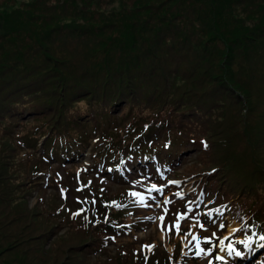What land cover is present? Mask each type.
<instances>
[{
	"label": "rangeland",
	"instance_id": "374dc122",
	"mask_svg": "<svg viewBox=\"0 0 264 264\" xmlns=\"http://www.w3.org/2000/svg\"><path fill=\"white\" fill-rule=\"evenodd\" d=\"M1 1L3 4L8 2L9 4L13 3L11 0ZM15 1L14 5H17L20 1L26 3L30 0ZM63 1L64 0H45V3L48 5H56L58 2L61 4ZM66 1L68 3L71 2V0ZM159 1L162 2L163 0H75L77 5H86L90 10H98V13L102 15L94 13V15L90 17L89 14H86L82 15L80 17L82 19H80L78 18L80 13L76 12V8L72 5L73 2L72 4H68L69 7L64 11H59L52 20L46 21L48 17H53V15L50 16L53 14L50 11H44L39 14L32 23L33 26L37 27V34H33L32 32L30 34L28 30L19 36L14 35L9 37L8 40L4 39L7 40V42L4 43L0 50V66H5L3 67L5 69L8 66H15L11 73L18 77V79L17 77L13 79H17V81H8L9 88L12 90L10 94L15 96L21 91L26 93L23 90L27 88L26 86L30 78H22L24 66L28 67L27 65H29L30 67H34L40 64L51 66L49 63L54 62L59 63V65L50 68L54 70L53 75L55 77L61 78L63 85L60 88L53 82L50 83L45 80L52 86L47 95L51 96L50 94L52 92L70 94L71 97L75 99L70 106L71 112H79L80 114L88 111V108L84 105L85 101L94 102L96 98L100 97V94L105 88L107 91V87L98 88L101 82L97 84L91 83V80H100V73L98 72L97 66L106 61L112 65L115 63L118 64L113 66V73H115V70H119L121 75L130 77L135 80L134 83H140L142 85L143 90L137 93L138 96H140V99L137 101L138 105H152L158 101V98H156V100L154 99V94L147 93L148 90L146 87L149 84H158L164 89L163 91H166L167 88H174V85H176L175 87L177 88L180 87V85L182 87L192 85L194 89L193 94L190 96L199 99L200 103L197 102L199 106L197 108L181 107L192 122L189 131L191 133L205 132L212 140V148L214 147V149H211V152L213 151L215 153V149L218 151L214 155L215 162H210L212 154H207L208 156H206V154L195 156L192 152L186 154V151H181L179 157H184L185 159L173 162L172 166L175 167V170L179 167L188 170H194L199 167L202 174L213 166L221 165L222 168H219L220 170H217L215 173L219 172V175L224 174L226 178L224 179L225 183L230 184V186L233 182L236 184L244 183L239 174L253 176L254 174L264 172V90H255L253 92L256 93L253 95L248 91L249 87L253 84L250 79L253 74L249 76L248 74L252 70L255 61L262 64L260 59L264 55V49L261 45V43L264 42V30L261 29V27L264 26V16L262 17V24H258L256 27L259 28V31L256 32L259 37H255V29L251 27L250 30L241 29L232 31L225 37L226 40L222 41L220 37L214 35L213 25L210 24L201 28L203 20L201 22L191 21L189 22L191 26L183 27L173 19L170 12L172 9L166 10L167 4L148 5L149 3L155 4ZM121 8H126L127 11L132 14L128 16L127 21L122 23L115 18H111V20L120 23V29H118V31L107 28L105 26L104 13H106V16H109L110 14H107V12H114V10ZM35 9L38 13L40 12L39 8ZM174 12H176V10H174ZM42 15H45V17H42ZM189 18L184 22L187 23ZM82 20L83 25L92 26L94 30H89L88 34L80 36L79 34L52 33L54 31V26L58 23L65 24V22L70 21H72V23H81ZM206 20H208V18H206ZM44 23L46 26H44ZM235 24L233 23L232 25ZM179 26L181 27L180 30H176L175 32L172 31L173 28L176 29ZM97 27L99 29H97ZM126 27L128 30L126 39H131L130 37L136 38L135 35H138L140 41L139 46H149L150 52L144 54V57L151 58V60L157 64L155 69L148 70L145 59L144 62H140V60L134 61L135 58H138L134 52L126 55H115L114 53L108 52V50H110L107 45L109 43V38H112L114 42L121 41L116 37L122 34L119 30L123 31V28ZM189 27L193 28V38H196L195 40L200 45H207L208 39L214 44L226 43L227 48L225 50L224 47V53H230L227 57L230 56V58L235 62L237 61L236 63L238 64H225L223 62L225 56L223 55L220 56L218 60L221 64L225 65L223 68L228 71V74H235L238 79V82H236L245 87L243 92L236 90L234 82H220L217 81L216 76H208V80L212 86L210 91L208 90L207 84L202 78L204 67L203 64L200 63V56L203 57L204 51L203 48L198 46L195 42H190V40L187 42L186 39L189 36ZM47 28L51 30V33H44V30ZM64 29L67 28H63V30ZM220 31L223 32L222 26H220ZM27 32L29 34L28 36L26 34ZM99 39L102 47L101 51L98 50L95 44ZM2 40L3 39H0V41ZM213 43L210 42L208 45L212 46ZM228 43H230L229 46ZM215 49H217L216 46ZM134 51L142 52L140 48H135ZM54 57L57 58V60H55ZM123 62L131 63L134 65V69L129 66L128 70L126 64ZM205 63L208 65V62ZM248 63L250 64L247 65ZM40 68L42 67L38 69ZM136 69L138 73H135ZM41 71L45 70L42 69ZM109 71L110 69L108 72ZM61 73L64 77L60 76ZM220 73L224 72L220 71ZM147 76L152 77V80L146 81ZM247 76L251 83L246 79ZM243 79H246V81H241ZM82 82H84V85H82ZM6 84H0V97L4 92L7 93L1 89V86ZM16 84L20 87L16 88ZM101 86L103 85L101 84ZM258 86L264 88V82ZM199 94H202V96ZM242 98L246 100L252 98L257 99V101L254 104L246 103L247 107H245V105L242 104ZM31 100L35 99L33 95L28 94V96L24 97L15 108L20 109L24 102L30 104ZM40 106L45 114L42 115V117H32L29 121L21 120L23 118L14 119L12 117H0V198L9 194L10 208L17 211L8 213L7 209L2 211V208H0V225L4 222H8L7 217L10 216V214L15 215L10 225L5 228L4 234L0 236V242L1 245H5L12 240H14V243L19 242L18 246L15 248L12 247L11 251L7 249L6 246H0V264H63V251L65 248H67V256L77 259L79 264H94L95 260L97 258H102V256L89 255L84 245H82L84 239L78 234L70 232L68 228L62 227L63 224L77 227V219L70 216L72 212L69 210L67 214H63V216L58 215L57 218H53L49 216L43 205L47 203L49 195L55 192L54 188H56L57 185L63 184L68 189L74 186L75 178L78 173L85 175L86 178L92 176L97 177V173H95L93 169L90 168L87 170L86 164L92 163L89 158L90 156L87 157L89 155L87 147L82 155H86L82 160L85 165L81 162V167L79 169L73 168L75 165L79 164L77 159H74L75 165L60 164L57 166V172L61 176L52 180V185L54 187L52 190L43 188L41 186L42 178H34L37 174H31V169L25 172L28 160L32 158L34 152L23 146L22 140L25 138L26 134L31 133L34 135L39 129H33V122L37 121L42 124V121H46L50 114L46 117L45 115L51 111L48 104L42 103ZM28 118L29 116L26 117V119ZM15 130H18L17 132L19 135L16 134L13 141H15L16 144H18L19 141L22 143L18 151L14 146H11L10 143L11 133L15 132ZM253 139L257 140V143H255ZM41 141L42 140L39 139L36 142L37 144L34 149L36 152H39ZM91 152L90 155L92 154ZM26 154H28V156ZM32 161H36L35 158H33ZM234 162L238 164L242 163V170L240 173L231 168ZM4 163H6L7 166L3 165ZM54 165L55 163L52 162L51 166ZM61 166H66L65 169H72H61ZM3 173L9 177L8 180L4 178ZM22 173H27L25 178L22 177ZM101 181L103 184H109L107 180L101 179ZM34 182H38L37 190H33L34 187L32 185L27 186V184ZM169 182L170 181H164L163 184L157 186L159 189L158 193L161 195L162 199H166L169 193L173 191L174 183ZM134 187L141 188L139 185H134ZM231 188L232 190L237 189L235 187ZM189 189L190 188L186 187L182 194H185ZM143 190L145 194H141L138 198L140 206L137 211L138 215L141 217V228L146 231L143 232L141 230L139 232L140 235L146 234L142 239L147 242L152 241L155 245L164 246L168 250H170L172 242H177L179 244L177 252L178 258L184 254H187L189 257V261L186 264H208L210 259L213 260V264H225L224 262L219 263L215 261L214 256L219 254L226 258L227 241L231 240V234H228L230 232L229 226L232 225V222H229L227 217L214 223L215 218H211V215L207 212L208 210L204 209L203 212L195 211L198 204L196 197L187 200V202L183 204L181 212H177L175 217H170L165 213L163 204L154 206V204H157L158 200L156 196L150 194L152 189L147 188ZM33 199H35V201ZM28 209H30L31 212H29ZM45 214H47V216ZM160 216L164 217L163 222L159 220ZM178 216L184 217L179 221V231H177L174 226ZM200 223L204 224L205 229L200 228ZM221 223L225 225L224 228L219 227ZM23 228L24 230L21 232ZM214 232L216 236L213 238L211 244L213 248L212 255L208 257H196V249L194 248L193 257L191 245L195 246L196 242L192 241V235L197 237H211ZM7 233H13L15 237L5 236ZM174 233L175 236H172ZM136 235L138 236V234ZM229 235L230 239L225 240L224 238ZM19 236H21V238H19ZM127 238H131L130 235L127 234L123 237H118L117 234H112L107 238V243L105 244L107 246L106 248L111 250L116 244L127 242L125 240ZM221 239H224L223 245L219 244ZM134 245H137V242H134ZM262 245H264V242L261 246ZM208 246L207 244H201V247ZM55 247H59L57 248V252L53 249ZM220 247H223L225 251L220 252ZM235 259H239L242 262L246 261V259L243 258Z\"/></svg>",
	"mask_w": 264,
	"mask_h": 264
},
{
	"label": "trees",
	"instance_id": "16d2710c",
	"mask_svg": "<svg viewBox=\"0 0 264 264\" xmlns=\"http://www.w3.org/2000/svg\"><path fill=\"white\" fill-rule=\"evenodd\" d=\"M11 1H13V3L9 4L8 2L6 4H3V2L0 0V39H3L2 41H0V50L2 49V46L4 45V43L7 42L9 37H12L14 35L19 36L20 34H23L24 32L28 30L30 34L31 32L33 34H37V27L33 26L32 23H33V20H35L38 17V15L43 13L44 11H50L53 13L50 15V16L53 15V17H48V19L46 18L47 19L46 21L52 20L59 13V11L60 12L62 10L64 11L65 9H67V7H69L68 4H72L73 2L72 5L76 8V12L80 13L78 18L86 14H89L90 17H92L94 13H96L97 15H102L98 13V10H92V9L90 10L89 7L86 5H77L75 0H71L70 3L64 0L61 4L58 2L56 5H48L47 3H45V0H30L26 3H23L22 1H20L17 5H14V3L16 2L15 0H11ZM157 4L158 5L167 4L166 10L172 9L170 10V12L173 16V19L176 22L180 23V25L183 27L191 26V24L189 23L191 21L201 22L202 20L203 21L201 23V28H204L205 26H208L210 24L213 25L214 35L220 37V40L222 41H225L226 40L225 37L229 35L230 32L232 31L241 30V29L250 30L251 27L252 28L254 27L255 29V32H254L255 37H259V35L256 33L259 31V28H256V27L258 24H262V17L264 16V0H163L162 2L159 1L155 4L149 3L148 5L152 6V5H157ZM77 6H80V7H77ZM35 8H39L40 12L38 13ZM174 10H176V12H174ZM87 12H90V13H87ZM112 12L113 11L107 12V14H110L109 16H106V13H104L105 15L104 21L106 24L105 26L107 28L111 30H115V31H118V29H120L119 24L127 21L128 16L132 14L128 12L126 8H121L118 10H114L113 13ZM42 17H45V15H42ZM111 18H115L117 21H120V23H118L117 21L111 20ZM188 18H189V21L185 23L184 21H186V19ZM206 18H208V20H206ZM233 23L234 24L236 23V24L232 25ZM44 26H46L45 23H44ZM220 26H222L223 32L220 31ZM63 28H67V29L63 30ZM97 29L99 28L97 27ZM180 29L181 27L179 26L176 29L173 28L172 31L175 32L176 30H180ZM189 29H190L189 36L186 39L187 42H189V40L190 42L192 41L195 42L198 46L203 48V51H204L203 57L200 56V63H202L204 67L202 78L206 82L208 90L210 91L212 87L208 80V76H216L217 81L234 82L236 90H240L243 92V89H245V87L237 83L238 79L236 78L235 74L234 73L228 74V71H226L223 68L225 67V65L221 64V62H219L218 60L220 59V56L223 55L225 56L223 60L225 64L226 63H231L232 65L238 64L236 63L237 61L235 62L232 58H230V56L227 57L230 53H227V54L224 53V47H225V50L227 48L226 43L214 44L210 39H208V41L206 40L207 45L205 44L200 45L195 40L196 38H193V28L189 27ZM261 29L264 30V26H262ZM89 30L93 31L94 28L92 26L83 25V20H82L81 23L79 22L72 23V21L65 22V24L58 23L56 26H54L55 32L53 31L52 33L57 32L58 34H79L80 36V35L88 34ZM50 31L51 30L47 28L44 30V33L48 32L49 34L51 33ZM127 31H128L127 27L123 28V31L119 30V32H121L122 34L116 38L121 41L114 42L112 38H109V41H108L109 43L107 45L110 50H108V52L114 53L115 55H119V54L126 55V54H131L134 52L138 57V58H135L134 61L140 60V62L142 61L144 62V59H145V64L148 65V70L155 69L157 67V64H155L151 60V58L146 57V56L144 57V54L150 52L149 46H145V45L139 46L140 41H139L138 35H135L136 38L130 37L131 39L129 38L126 39ZM26 34L27 36L29 35L28 32ZM89 34H92V33H89ZM4 39H7V40H4ZM210 42L213 43L212 46L208 45ZM230 43H228V46ZM95 44L97 45L96 47L98 48V50L101 51L102 47L100 45V39L97 40ZM261 45L263 46V49H264V42H262ZM215 46L217 49H215ZM135 48L137 49L140 48L142 52L134 51ZM47 55H50V54H47ZM54 59L57 60V58L55 57ZM260 61L262 62V64L255 61V63L252 66V70L248 74V76L253 74L250 77L253 84L248 89L249 93L252 95L256 93V92H253L255 90H259V91L264 90L263 87L258 86L264 82V55L262 56ZM205 62H208V65H206ZM54 63H49L51 64V66L47 64L46 65L40 64L34 67H30L29 65H27L28 67L24 66V73L22 74L23 76L22 78H25V77L30 78L26 86L27 88H25L24 91L27 94H33L35 96H43L48 99H56L53 102V104H56V105L61 104V102L66 104L71 99L70 94H58L57 92H52L50 94L51 96L47 95L50 92L51 87H52L50 84L51 82H53L56 86H59L60 88L63 85V81L61 80V78L55 77L53 75L54 70L50 68V67H55V65H59V63L57 62L55 64ZM123 63L126 64L128 70H129V66L134 69V65H132L131 63H126V62H123ZM249 64L250 63H248L247 65ZM114 65H118V64L115 63ZM114 65L110 64L108 61L104 63H100L97 66L98 72L100 73V80H95V81L91 80V83L93 84H97L101 82L103 86H101L100 84L98 88L107 87V91L105 88L100 94V95H104V94H107V95L104 98L98 99L97 104H93L92 102L89 101L90 110L88 111L89 114H92L95 117V119L98 120L95 126L96 128L100 125H104V126L112 125V128L105 131L107 135L105 133L100 134L102 135L101 140L103 141L106 140L108 137L110 138V141L114 140L115 136L117 135L116 131L119 130L117 129L116 127L117 125H115L110 113H115L114 112L115 110H122L121 107L123 106V104L127 102V100L130 97H140L138 96L137 93L143 90V87L140 83H134L135 81L134 79L121 75L119 70L118 71L115 70V73H113L112 70H113ZM3 67L0 66V84H3V83L6 84V82L7 84L2 85L1 89L3 91L10 93V91L12 92V90H10L9 88L8 81L9 80H12V82L17 81L18 77L15 74L12 75L11 73L14 70L15 66H8L6 67L7 70ZM39 67H42V68L38 69ZM108 68L110 69L109 72H108L109 70ZM42 69H44L45 71H41ZM220 71L224 73H220ZM135 73H138L137 69ZM124 75H127V74H124ZM60 76L64 77L62 73ZM248 76L246 77V79H248V82L251 83ZM16 77L17 79L13 80ZM246 79H243L241 81H246ZM45 80L49 81L50 83L46 82ZM150 80H152V77L147 76L146 81H150ZM82 85H84V82H82ZM175 86L176 85H174V88H167L166 91H163L164 89L161 88L158 84H151V85L149 84L146 87V89L148 90L147 93L154 94L155 100L156 98H158V101L151 105L154 108L155 107L156 108L149 113L145 112L141 114L137 119H135L133 115L127 118V122L123 124V128L124 127L127 128L125 135L128 136L130 134H133L137 132V130H139L140 128L147 125L148 123L158 122V121L159 122L157 124V127L160 129L163 127V124L165 126H168L169 124H172L174 120H182V121L184 120L186 123V126H184L182 129L184 131H188L192 126V122L190 121L189 116L185 114L183 109H181V107L182 108L183 107L184 108L185 107L197 108L199 106L197 105V102H199V99H196L195 97L190 96L191 94H193V89H194L192 85H188L186 87H182L180 85V87L178 88ZM17 87H20V86L17 85L16 88ZM199 95L202 96V94H199ZM109 99L110 101L108 102ZM11 100L12 99H6L7 102H10ZM256 101L257 99L251 98L249 100H246L245 98H242V104L245 105V107H247L246 103L254 104L256 103ZM104 105H106V108ZM128 109H129V106H127L125 110L127 111ZM124 115H127V112H125ZM72 116L75 117L74 114H72ZM164 130L165 129L163 128V131ZM175 131L178 133L179 127H176ZM157 135H158L157 133L154 134V136H157ZM144 137L145 136H142L141 139ZM118 139L119 137L115 139L117 140L116 143H119L121 141ZM192 141H194L193 138H192ZM253 141L257 143V140L253 139ZM207 150H208V153H210V150L209 149ZM3 165L7 166L6 163H4ZM219 167H221V165H219ZM231 168L234 171H237L240 173V171L242 170V163L238 164L234 162L233 167ZM3 175L6 180L9 179V177L6 176L5 173H3ZM239 176L241 178H244L250 181L262 180L264 184V180H263L264 172L254 174L253 176H246V175H240V174ZM262 190L264 191V188H262ZM10 207L11 206H10L9 194H7L5 197H1L0 198V208H2V211L4 209H7L8 213L17 212L14 209H11ZM14 216L15 215L10 214V216L7 217L8 222H4L0 225V236L4 234L5 228H7L10 225V222ZM23 230L24 228L21 230V232ZM70 232L78 234L79 236H81L82 239L85 238L86 231L70 230ZM5 236L15 237V234L7 233ZM19 238H21V236H19ZM18 244L19 242L14 243V240L8 242L5 245H1V242H0V246H6V248L9 249L10 251L12 247L15 248L18 246ZM57 248L59 247H55L53 249H55V251L57 252ZM63 253H64L63 264H73V262H75V258H70L67 256L68 255L67 248L64 249ZM94 264H118V259L113 258V257L97 258Z\"/></svg>",
	"mask_w": 264,
	"mask_h": 264
},
{
	"label": "snow or ice",
	"instance_id": "6c2138e0",
	"mask_svg": "<svg viewBox=\"0 0 264 264\" xmlns=\"http://www.w3.org/2000/svg\"><path fill=\"white\" fill-rule=\"evenodd\" d=\"M201 143L204 145V147L205 148H207L208 147V145H207V143L206 142H204V141H201ZM213 172L215 171V169H213L212 170ZM78 176H79V173L77 174ZM89 183H91V182H89ZM173 183H176V182H173ZM152 188L154 189V190H156V191H159V189L157 188V186L155 185V184H153L152 185ZM80 189H78V191H79ZM64 190H62V192H63ZM131 196H137L138 195V193H135V192H131V193H129ZM168 201H165V203H167ZM91 203H95V201H92ZM113 204H115V202H112ZM80 213L79 212H77V213H73V216H76V215H79ZM209 215H211V213H209ZM85 218H87V217H85ZM184 217L183 216H178L177 217V221H176V223H175V227H176V229H177V231H179V221L181 220V219H183ZM159 220L161 221V222H163V220H164V217L163 216H160L159 217ZM199 223V222H198ZM199 226H200V228L201 229H205V226H204V224H202V223H200L199 224ZM219 227L220 228H224L225 227V225L223 224V223H221L220 225H219ZM232 233H235L236 231H237V229H235V228H233L232 230ZM216 236V233L214 232L213 234H212V236L211 237H197V236H195V235H192V241H195L196 242V244H195V256L196 257H208V256H211L212 255V252H213V248L211 247V244H212V240H213V238ZM224 239H227V237H225ZM224 239H221L220 241H219V244L220 245H223L224 244ZM259 239L260 240H262V241H264V236H260L259 237ZM250 241H251V237H248V239L247 240H243V241H240L239 243H242L243 245H244V247L245 248H247V249H249V250H251V245H250ZM190 243H191V241H190ZM201 244H207V245H209L208 247H201ZM144 247H146V248H148L149 250H152V248H154V245L153 246H144ZM220 252H224L225 251V249L223 248V247H220ZM227 255L229 256V257H236V258H243L244 257V255H245V253L243 252V251H241V250H238L236 247H234L232 244H228V246H227ZM147 259V258H146ZM214 260L215 261H221V262H225V264H227V262L225 261V257L223 256V255H219V254H217V255H215L214 256ZM208 264H213V260L212 259H210L209 260V262H208Z\"/></svg>",
	"mask_w": 264,
	"mask_h": 264
},
{
	"label": "bare ground",
	"instance_id": "6f19581e",
	"mask_svg": "<svg viewBox=\"0 0 264 264\" xmlns=\"http://www.w3.org/2000/svg\"><path fill=\"white\" fill-rule=\"evenodd\" d=\"M172 164H173V162L171 163V166H172ZM146 170H151V171H153V168H145ZM207 171V170H206ZM205 171V172H206Z\"/></svg>",
	"mask_w": 264,
	"mask_h": 264
}]
</instances>
